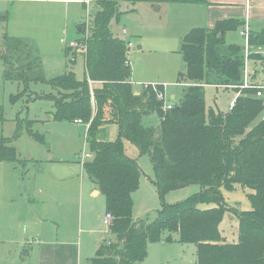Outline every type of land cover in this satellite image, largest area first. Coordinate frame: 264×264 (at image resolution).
Here are the masks:
<instances>
[{"label":"trees","instance_id":"obj_1","mask_svg":"<svg viewBox=\"0 0 264 264\" xmlns=\"http://www.w3.org/2000/svg\"><path fill=\"white\" fill-rule=\"evenodd\" d=\"M146 1L152 0H93L96 11L90 27L85 31L84 24L80 25L77 38L85 44L82 80L76 79L70 69L46 80L41 59L28 42L4 35L5 54L0 55L4 79L22 86L17 96L28 91L29 83H46L52 92L35 99L52 101L53 119L80 120L87 125L91 159L82 168L104 197L105 212L112 215L108 234L114 238L99 246L90 264H140L146 258L148 244L160 241L164 234L167 241L177 236L181 245H193L196 264H264L262 107L254 97L255 85L240 89L245 76L241 48L225 42V35L243 24L224 20L212 29L194 28L182 38L179 54L185 69L177 74V83L184 89L179 102L165 110L150 85L135 94L128 42L114 37L110 29L121 13L120 3ZM248 43L264 47V30L250 34ZM206 85L235 89L238 95L228 113L206 108ZM156 90L163 92L162 86ZM150 115L157 121L144 125V118ZM105 123L118 126L114 142L96 138L98 128ZM123 140L149 157L151 182L161 203L152 220L132 217V197L143 173L137 162L125 155ZM19 159L11 140L0 138V161L18 163ZM190 185L199 186V192L175 204L164 203L167 193ZM236 187L250 191L249 211L236 212L226 205L222 190ZM231 210L238 222L235 243L227 242L219 230L224 214Z\"/></svg>","mask_w":264,"mask_h":264},{"label":"rangeland","instance_id":"obj_2","mask_svg":"<svg viewBox=\"0 0 264 264\" xmlns=\"http://www.w3.org/2000/svg\"><path fill=\"white\" fill-rule=\"evenodd\" d=\"M151 4L150 1L136 5L120 3L121 13L112 21L110 29L116 37L131 44L128 58L134 89L140 90L142 85L163 86L166 102L177 104L184 89L183 84H177V72L185 69L179 54L181 38L177 33V19L166 10L164 2L154 4V7ZM95 11L94 3L87 10L80 7L71 25L84 24L87 31ZM5 24L4 20L0 23V55L5 54L3 36H10L5 32ZM71 25L69 33L76 36V29ZM61 39H67V36H59L57 42L52 40L50 46L49 43L38 46L37 42H31L41 54V67L46 80L64 71L67 60L63 53L65 46L59 42ZM225 39L227 43L244 45L238 31L229 32ZM73 64L76 79L82 80L83 61L78 59ZM247 67L254 72L251 63ZM4 71V66L0 64V138L11 140V146L20 159L18 163L0 161V200L12 207L17 220L20 218L22 221L23 230L31 231L33 239H47L56 234L80 237L86 246L85 251L94 256L99 245L114 238L109 236L108 229L105 230L102 224L104 197L91 194V182L82 169V164L87 161L83 155L89 154L86 125L52 118L55 113L52 101L43 97L35 99L37 95L52 92L44 82L29 83L28 91L23 96H17L22 92V86L5 80ZM256 73L257 81L264 84V66H259ZM203 92L206 108L222 114L229 112L236 96L231 88L213 85L204 86ZM166 93H172L175 98L169 99ZM156 121V116L150 115L146 120L144 118L143 124L151 125ZM118 131L116 124L105 123L98 128L96 138L98 141L114 142ZM32 135L41 139L36 140ZM122 145L125 155L134 159L143 173L133 195L136 215L139 219L152 220L161 203L151 182L153 171L149 157L140 154L127 140H123ZM199 190V186L190 185L171 191L164 196V203L170 205L184 201ZM248 194V189L240 187L222 190L226 205L236 212L251 209ZM233 210L224 214L219 225L221 235L229 243L237 242L238 222L232 214L235 213ZM103 230L106 239L101 242ZM35 233H42L43 236L36 237ZM166 236L164 234L160 241L148 244L146 258L140 264H196L193 245H181L177 236L167 241Z\"/></svg>","mask_w":264,"mask_h":264},{"label":"crops","instance_id":"obj_3","mask_svg":"<svg viewBox=\"0 0 264 264\" xmlns=\"http://www.w3.org/2000/svg\"><path fill=\"white\" fill-rule=\"evenodd\" d=\"M151 2L153 3L151 7L159 3L155 0ZM92 3H94L93 0H0V23L2 20L6 21L5 32L10 35L9 37L27 40L26 42L30 46L32 45L31 47L38 53L42 63L41 54L37 48L33 47L35 44L32 43L37 42L36 45L38 46H45L49 43L48 46H50L52 40L55 39L57 42V38L62 35L67 36L66 41L77 40L80 25L75 27L71 23H73L80 7L87 10ZM164 4L166 10L170 11L177 19V26L179 27L177 33L181 40L194 28L212 29L216 23L224 20H234L242 23V28L237 30L241 36V33L244 32L249 37L250 34H260L264 30V0H194V3L164 2ZM159 7L161 9V6ZM70 16H72L71 19ZM70 25L75 27L76 36L70 35ZM113 36L116 37L114 34ZM242 37L244 40L243 46L237 43H227L226 39L225 42L226 44L237 45L242 50L245 73L243 84L264 86L256 79V69L259 66H264L262 61L264 60V47L249 45L248 37L247 40L244 36ZM63 53L67 60L63 73L68 69L73 71V63H76L78 59L83 61V56L73 54L66 46ZM249 55H251V58H248ZM71 57L74 59L73 61H70ZM248 63L252 64L254 72L247 69ZM131 86L135 94H138L142 89L141 87L140 90H135L132 83ZM231 89L235 91L234 88ZM235 93L237 96L236 91ZM166 95L169 99L173 100L175 98L172 93H166ZM169 99L167 98V100ZM91 185V194L100 196V192L92 183ZM132 217L133 219H139L135 212L134 203ZM105 230L101 231V242L106 239L103 234ZM34 235L36 237L43 236L42 233H35ZM32 237L31 231L23 230L22 221L20 218L17 220L12 207L6 206V202L0 200V264H86V261L90 264L89 260L95 256L88 255L85 251L86 246L81 242L80 237L75 238L73 236V238H70L67 234L64 236L56 234L54 237L50 236L47 239L40 238L38 240Z\"/></svg>","mask_w":264,"mask_h":264},{"label":"built area","instance_id":"obj_4","mask_svg":"<svg viewBox=\"0 0 264 264\" xmlns=\"http://www.w3.org/2000/svg\"><path fill=\"white\" fill-rule=\"evenodd\" d=\"M241 34L247 40V37H248L247 33L244 32V33H241ZM60 43L62 45H64V46H66L69 50H71L73 54L80 55V56H83L85 54V44H84L83 41H81V42H78L77 40L66 41L65 39H61ZM130 45H131L130 43H127L128 48L130 47ZM73 60L74 59L71 57L70 61H73ZM89 83L91 84V82H89ZM147 86L148 85H143L142 87H147ZM150 86L153 88V90L156 93L157 101H160V102L164 103V107L163 108L165 110H170L173 107V104L166 102L164 91L163 92H158L156 90L157 86H153V85H150ZM242 88H249V84H247V83L243 84ZM254 97L257 100H259L260 103H261V107H262L261 118L264 119V86H255ZM233 105H234V101L231 103L229 110L233 108ZM74 123L75 124H80L81 121L80 120H75ZM86 158H87V160L91 159V154L89 153V154L83 155V159H86ZM111 221H112L111 213L105 212V214L103 216V219H102V224H103V226L105 227L106 230L109 228Z\"/></svg>","mask_w":264,"mask_h":264}]
</instances>
